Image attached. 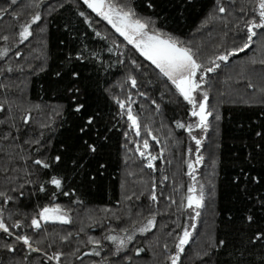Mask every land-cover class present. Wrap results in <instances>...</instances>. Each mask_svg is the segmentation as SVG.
<instances>
[{
    "label": "trees",
    "instance_id": "trees-1",
    "mask_svg": "<svg viewBox=\"0 0 264 264\" xmlns=\"http://www.w3.org/2000/svg\"><path fill=\"white\" fill-rule=\"evenodd\" d=\"M35 2L17 0V5L9 8L10 0H0V9L9 8V13L19 16V19L11 14L0 17V50L8 49L7 55L0 57V105L4 108L0 111V120L5 121L0 124V191L13 196L9 204L0 201V209L10 230L14 234L28 235L33 247L41 251L29 253L22 242H15L14 235L8 237L0 232V245L14 244L16 249L8 252L0 247V264H49L47 256L57 252L62 253L60 264H81V259L83 264H93L108 255L112 245L104 240L101 256L85 255L93 250L87 243L89 237L99 239L109 229L115 230L110 234L124 235L121 229L131 230L133 225L139 228L152 215H155L156 227L143 235L137 232L128 246L129 249H145L134 258L133 264H169L168 257L175 251L169 233H181L183 226L189 223L190 214L194 215L186 207L187 189L192 180L187 174L186 162H194L197 155L195 142L185 129L177 128L176 122L187 126L198 118L190 116L191 106L158 71L151 66L136 71L127 63V58H134L138 64L148 65L110 26L91 14L96 30L109 40L95 36L77 15L78 11L90 13L82 0H42L39 8L31 7ZM134 2L142 15H158L160 27L191 43L194 49L199 48L205 62L233 45L235 25L245 16L251 18L247 14L254 6V0H235L234 4L232 0H220L231 15L217 13V20L207 21L216 0H191V3L155 0L154 13L146 8L148 0ZM52 7L56 11L49 14ZM242 7L244 13L240 12ZM36 11L41 13L42 20L32 25L33 35L21 44L18 40L20 26L29 22ZM5 35L9 36L8 41L3 40ZM112 39L122 42L125 64L118 63L116 55L107 52ZM80 52L84 58L77 61L75 56ZM93 53H99V59H93ZM261 61H264V36L255 38L250 49L230 57L227 64L222 63L220 69L208 76L204 90L209 93L208 106L213 115L209 117L207 132L199 129L193 132L202 139L199 155L204 160L195 166L196 180L192 181L204 186L205 206L199 210L197 228L189 229L193 236L182 256L183 264H200L197 253L206 249L210 238L227 241V248L219 249L212 257L213 262L237 264L238 260H243L244 264H260L264 256L259 247L244 251L243 255L238 250L256 225L249 229L241 219L244 204L233 187L241 161L246 160L249 153H256L249 165L252 169L249 174L256 176L264 168L258 148L254 147L259 141L255 133L264 132V64ZM7 67H12L13 71H5ZM73 70L80 73L78 101L85 105L80 113L73 111L75 105L65 90L70 77L56 76L58 71L64 74ZM129 75L137 80L135 88L128 80ZM249 82L254 87L249 88ZM129 96L133 113L141 125L140 136L129 126L127 109L121 116L122 110L116 103L117 99L127 101ZM28 110L32 119L30 124L24 125L21 116ZM216 115L220 116L219 120ZM89 116H95L96 122L88 135L81 134L79 128ZM147 130L155 140L147 135ZM9 133V139H3ZM80 136L102 145L95 157L86 158V162H90L84 172L73 171L69 160V156L82 154V140H77ZM144 139L149 141L146 156L158 157L153 169L146 167V158L137 151L138 146L144 150ZM35 140L41 143H25ZM56 155L63 156L64 163L59 167L55 164ZM34 159L48 160L52 167L38 168ZM100 164L105 167L100 168ZM53 175L63 180V191L70 195L61 194L51 184L46 185V192H39V185ZM93 176L95 180L89 182ZM29 180L32 183H28ZM153 183L157 201L150 200ZM20 185H24L23 195L10 191ZM212 185H215L214 196ZM260 194H264V189L252 195L255 199ZM127 196L132 199H126ZM55 204L68 210L71 222H41L39 230L32 229L31 218L42 207ZM256 215L258 223L264 226L258 207ZM15 221L22 222L23 226L11 227ZM65 236L67 241L61 239ZM109 259L114 258L109 255Z\"/></svg>",
    "mask_w": 264,
    "mask_h": 264
},
{
    "label": "snow or ice",
    "instance_id": "snow-or-ice-1",
    "mask_svg": "<svg viewBox=\"0 0 264 264\" xmlns=\"http://www.w3.org/2000/svg\"><path fill=\"white\" fill-rule=\"evenodd\" d=\"M191 3V0H188ZM233 4L235 0H232ZM42 3V0H36L31 7L39 8ZM86 9L90 10V13L86 14L85 11H78L77 15L83 18V23L91 28L95 36L101 40L108 41L109 37L107 35H102V33L94 27L93 20L90 19V15L94 14L95 17L99 18V21L105 22L106 25L110 26L111 30L120 38L122 42L126 45H130L132 49L135 50V53L139 54V57H142L144 61L148 62V65H141L137 63V60L134 58H127V63L131 64L136 71H141L143 68L151 66L154 70L158 71V75L165 79L167 84H170L174 89L175 93L179 97H182L183 100L191 106L190 116L198 118L194 124H188L185 126L183 123L177 121L176 126L180 129H185L190 136V138L195 142V152L197 153L195 161H187L188 175L193 181L196 180L194 175L195 166L203 162L204 157L199 155L202 139L198 138L193 134L194 129H199L203 132H207L209 128V117L213 113L209 110V93L204 90L208 76L211 73H215L220 69L221 64H227L230 61V57L237 56L239 53H244L246 50L250 49L255 43V38L264 36V0H254V6L251 11L247 14L251 18L240 19V21L235 25L236 34L233 37V45L229 48H225L223 51H218L213 57L209 58L205 62L200 56L199 48H195L191 43L186 42L180 39L178 36L173 35L171 32L165 31L160 27L159 16L152 15H142L135 5L134 0H82ZM17 5V0H10L9 8ZM63 7V5H60ZM9 8L0 9V17L4 15L11 14L14 19H19L18 14L15 12L9 13ZM146 8L154 10L156 8L155 0H148ZM56 11L54 7L49 9V14ZM241 13L245 12V8L240 9ZM217 13L224 15H231L229 9L223 6L220 3V0H216V3L213 7V10L209 13L207 21H215L218 19ZM42 20V15L39 11L34 12L31 15L30 21L21 25L18 32L19 43H24L33 35L32 25H38ZM227 26V24H226ZM43 31V29H41ZM231 31V29H230ZM227 35V33H226ZM4 41L9 40V36H3ZM122 42H118L117 39H112L110 45L107 48L109 54H114L117 57V62L120 64H125V52L122 48ZM8 49L0 50V57L6 56ZM17 57L21 55L18 51L16 53ZM84 58L83 52L77 53L75 60L80 61ZM93 59H99V53L92 54ZM72 60L71 55L68 57V61ZM255 63V61H253ZM264 64V61L260 62ZM22 70V69H21ZM7 72H12V67H7L5 69ZM67 75L70 77L69 83L66 86V92L69 95V99L75 105L73 111L75 113H80L84 110L85 105L78 101V97L81 95V88L78 86V81L80 79V73L78 71H70L62 74L57 72L56 76L60 79H64V76ZM128 80L130 81L133 88L137 86V80L134 76L129 75ZM248 87L252 88L250 82ZM140 95H145L144 93H139ZM116 103L119 105V108L122 110L120 115H125L124 110L127 109L126 115L130 128L135 130L137 136H140L141 125L138 123L137 116L134 115L131 104V96L128 97L127 101H122L117 99ZM155 103V101H153ZM0 111H4L2 105H0ZM216 120L220 119L219 115H216ZM30 110H28L24 115L21 116V122L24 125H28L31 122ZM96 122L95 116H89L84 122V126L79 128V132L84 135H88L91 131L93 125ZM5 123V121L0 120V124ZM15 127V123L12 125ZM47 127V125H45ZM19 131V129H17ZM10 133L5 135L3 139L8 140ZM147 135L152 139L156 137L152 134L150 130H147ZM255 135L259 137V141L256 142L255 148H258L260 158L264 161V132H256ZM127 137V133H125ZM78 141L82 140L81 149L82 154L79 156H69V160L72 162V170L77 171L78 169L81 172L88 167V162L86 158L95 157L98 153L99 148L102 145L98 144L97 141L83 139V136L77 137ZM25 143H35L40 144V140L35 141H25ZM149 148L148 139L143 140V149L141 150L139 146L137 151L141 157L146 158L148 169L154 168V161L158 159L157 156L148 154L146 156V150ZM39 151V149H37ZM191 151V149H189ZM255 151L249 153V156L246 160H242L240 164L239 171L237 172L235 179L233 181V187L238 190V195L242 198L244 208L241 219L246 222V225L249 229L253 225H256L255 230L251 235L247 236L246 241H244L238 249L243 255L244 251H250L259 247L264 251V226H261L258 223L256 209L257 207L261 211V219H264V194H260L257 198H253V192H259L261 189H264V168H262L256 176L250 175L252 169L249 167L253 159H255ZM239 159V158H238ZM55 164L59 167L64 163L62 155H56ZM33 163L38 166V168L49 169L52 167V164L48 160L44 159H34ZM100 168H104V164L99 165ZM213 167H215V162H213ZM32 175V173H28ZM85 178L88 179V174L85 172ZM166 180L167 177H164ZM95 177H91L89 182H93ZM32 183V181H28ZM51 184L55 190H59L63 195H70V193L63 191L64 184L61 178L53 175L50 180L45 181L39 185V192H46V185ZM24 185H20L18 188H12L10 191L16 192L19 191L23 195ZM213 196L215 195V185H212ZM156 184H152L151 188V201H157V195L155 193ZM187 209H190L194 215L190 214L189 223L183 226L181 233H169L174 240V253L168 257L169 264H183L182 256L185 254L186 246L191 242L193 232L189 229L195 230L197 228V221L201 216L199 211L205 205V189L203 185L199 186V190L195 184L190 185L187 189ZM56 195V192H53V196ZM135 195V194H134ZM126 199L131 200L132 196H127ZM139 199V197H137ZM13 200V196L9 195L8 192L0 191V201L3 204H9ZM175 203V201H173ZM11 219V215L9 216ZM118 219V218H117ZM60 222L61 224H68L71 222V217L68 214V210L62 208L59 204L53 206H44L42 207L37 215L31 218L30 227L35 230L41 228V222ZM99 223V222H98ZM23 226L22 222L15 221L11 227L21 228ZM156 227V218L155 215L146 219V222L143 223L139 228H136L135 225L129 230L128 228L121 229L120 231L124 235L119 234H110L115 231L114 229H109V232L106 233L103 237L97 239L94 237H89L87 243L93 246L91 252L85 253V255L99 257L101 256L102 251H104L103 241H108L112 248L108 249V255H105L100 261H94L93 264H133L135 257H139L141 253L145 251L142 247H135L134 249H129V245L133 243L136 238V233L143 235L144 233L150 232L153 228ZM0 232L6 234L8 237L15 236V242L21 243L24 246H27L29 253L40 252L39 247H33L32 240L28 235H21L19 233H13L10 230L9 225L6 223L3 209H0ZM71 235V234H69ZM63 241H67L68 237H62ZM8 252L16 251L14 244L4 243L0 245ZM167 244L165 249H167ZM227 248L226 240H216L215 238H210L206 249L202 253H197V256L200 257V264H220L219 260L215 262L212 261V257L218 254L219 249ZM129 253H132L131 255ZM47 256V253H44ZM62 253H54L51 256H47L49 264L51 261L55 260L56 264H60ZM109 255L114 259H109ZM80 259V257H78ZM81 264L83 260L81 259ZM227 264V262H225ZM237 264H244L243 260H238ZM260 264H264V256L260 259Z\"/></svg>",
    "mask_w": 264,
    "mask_h": 264
},
{
    "label": "rangeland",
    "instance_id": "rangeland-1",
    "mask_svg": "<svg viewBox=\"0 0 264 264\" xmlns=\"http://www.w3.org/2000/svg\"><path fill=\"white\" fill-rule=\"evenodd\" d=\"M193 184H195V186L197 187V190H199V186H200V185H199L198 183H196V182L193 183V181L191 180L190 185H193ZM50 222H52V221H50ZM56 222H58V221H56Z\"/></svg>",
    "mask_w": 264,
    "mask_h": 264
},
{
    "label": "bare ground",
    "instance_id": "bare-ground-1",
    "mask_svg": "<svg viewBox=\"0 0 264 264\" xmlns=\"http://www.w3.org/2000/svg\"><path fill=\"white\" fill-rule=\"evenodd\" d=\"M90 11V10H89Z\"/></svg>",
    "mask_w": 264,
    "mask_h": 264
}]
</instances>
